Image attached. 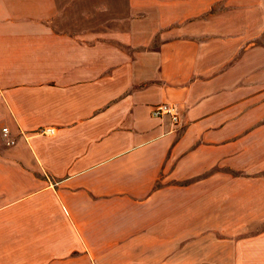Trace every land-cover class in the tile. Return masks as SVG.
Segmentation results:
<instances>
[{
  "label": "crops",
  "instance_id": "1",
  "mask_svg": "<svg viewBox=\"0 0 264 264\" xmlns=\"http://www.w3.org/2000/svg\"><path fill=\"white\" fill-rule=\"evenodd\" d=\"M0 264H264V0H0Z\"/></svg>",
  "mask_w": 264,
  "mask_h": 264
},
{
  "label": "built area",
  "instance_id": "2",
  "mask_svg": "<svg viewBox=\"0 0 264 264\" xmlns=\"http://www.w3.org/2000/svg\"><path fill=\"white\" fill-rule=\"evenodd\" d=\"M150 115L152 117H161L163 115H166L169 117L170 121L172 123H176L178 118H177V114H176V111H175V108L172 104L170 103H160V104H157L155 106H153L150 110ZM1 132H2V136L3 137H6L7 135V129L5 127H3L1 129ZM38 133L40 134H53L54 133V130L52 127H40L38 130H37ZM7 144H12L13 143V140L12 139H8L6 141Z\"/></svg>",
  "mask_w": 264,
  "mask_h": 264
}]
</instances>
